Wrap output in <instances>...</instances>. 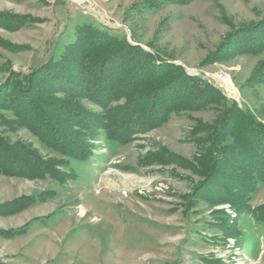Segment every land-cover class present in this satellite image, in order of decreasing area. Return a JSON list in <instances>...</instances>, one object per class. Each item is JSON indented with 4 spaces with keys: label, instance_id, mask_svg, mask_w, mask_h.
Returning a JSON list of instances; mask_svg holds the SVG:
<instances>
[{
    "label": "rangeland",
    "instance_id": "obj_1",
    "mask_svg": "<svg viewBox=\"0 0 264 264\" xmlns=\"http://www.w3.org/2000/svg\"><path fill=\"white\" fill-rule=\"evenodd\" d=\"M88 30L147 52L142 80L153 62L166 64L222 96L125 144L102 135L86 160L64 156L22 123L17 97H45L40 72L74 54ZM132 53L125 64L139 63ZM46 98L101 112L57 89ZM261 135L264 0H0V138L64 177L0 173V264H264V179L250 172L238 188L245 172L231 154ZM215 173L237 204L197 195Z\"/></svg>",
    "mask_w": 264,
    "mask_h": 264
},
{
    "label": "trees",
    "instance_id": "obj_2",
    "mask_svg": "<svg viewBox=\"0 0 264 264\" xmlns=\"http://www.w3.org/2000/svg\"><path fill=\"white\" fill-rule=\"evenodd\" d=\"M82 33L84 38L74 54L60 62H54L40 72L36 82L45 87V97L37 93L32 94L33 99L30 96L26 99L20 97L21 93H18L17 97L16 107L20 109L17 115L22 123L47 146L64 156L86 160L93 143L102 135L110 141L125 144L135 132H144L160 126L175 110L193 109L191 104L195 102H201L202 107L213 102L210 101L211 98L214 99L213 96H222L220 91L203 86L201 81L188 77L176 66L157 65L153 62L154 71L142 80L140 78L148 73L146 61L152 59L147 52L134 48L126 41L118 42L117 37L105 33L93 30ZM247 35L250 36L249 33L244 36ZM101 42L104 44L101 45ZM112 45L116 47L108 49ZM100 51L105 54H98ZM132 51V57H139V65L125 64V58L130 56ZM164 80L167 82L161 83ZM149 85H152L151 89ZM192 86L195 87L192 89ZM144 87L150 91H138ZM54 89L67 92L71 97L84 98L96 104L101 112L80 111L65 102L47 99L46 94ZM143 94L147 96L141 98ZM121 101L123 102L117 103ZM232 120L233 117L227 121ZM239 121L243 122V119ZM245 129L241 131L242 135L247 131ZM259 137L258 142L243 137L242 142L245 145L231 150V154H237L232 162H237V166L241 167L240 174L245 172L242 174L243 182L238 188L247 186L244 180L250 172L257 171L264 179V135ZM19 147L10 146L0 138V173L31 179H44L48 176L56 180L64 179L60 170L53 164L45 163L23 147ZM227 158L232 159L228 156ZM218 178L217 173L211 176L198 189L197 195L206 198L218 195L220 199L224 198L227 202L237 204L241 198L227 188V185L217 181ZM232 181L238 180L233 178ZM246 205L240 202V212L247 213ZM17 207L16 203L6 210L11 212Z\"/></svg>",
    "mask_w": 264,
    "mask_h": 264
},
{
    "label": "built area",
    "instance_id": "obj_3",
    "mask_svg": "<svg viewBox=\"0 0 264 264\" xmlns=\"http://www.w3.org/2000/svg\"><path fill=\"white\" fill-rule=\"evenodd\" d=\"M225 83H227V81Z\"/></svg>",
    "mask_w": 264,
    "mask_h": 264
},
{
    "label": "water",
    "instance_id": "obj_4",
    "mask_svg": "<svg viewBox=\"0 0 264 264\" xmlns=\"http://www.w3.org/2000/svg\"><path fill=\"white\" fill-rule=\"evenodd\" d=\"M87 4H89V3H87Z\"/></svg>",
    "mask_w": 264,
    "mask_h": 264
}]
</instances>
